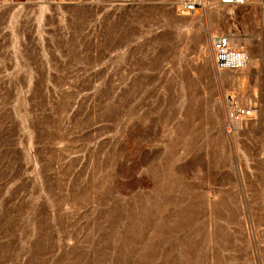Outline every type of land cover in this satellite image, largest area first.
Wrapping results in <instances>:
<instances>
[{
    "label": "rangeland",
    "instance_id": "obj_1",
    "mask_svg": "<svg viewBox=\"0 0 264 264\" xmlns=\"http://www.w3.org/2000/svg\"><path fill=\"white\" fill-rule=\"evenodd\" d=\"M213 2L0 6V264H264V5Z\"/></svg>",
    "mask_w": 264,
    "mask_h": 264
},
{
    "label": "built area",
    "instance_id": "obj_2",
    "mask_svg": "<svg viewBox=\"0 0 264 264\" xmlns=\"http://www.w3.org/2000/svg\"><path fill=\"white\" fill-rule=\"evenodd\" d=\"M95 2L96 0H0V6L41 3L83 5L93 4ZM213 3V0H179L178 12L181 15H194L196 13L204 12ZM217 3L227 6L243 5L247 3L264 5V0H217ZM208 38L212 52V64L215 71L218 73L232 72L243 67L246 61L245 54L235 50L227 36L213 34ZM253 116L254 112L250 108L230 105L226 111L228 125L250 119Z\"/></svg>",
    "mask_w": 264,
    "mask_h": 264
}]
</instances>
